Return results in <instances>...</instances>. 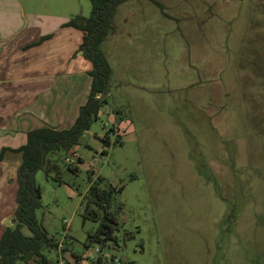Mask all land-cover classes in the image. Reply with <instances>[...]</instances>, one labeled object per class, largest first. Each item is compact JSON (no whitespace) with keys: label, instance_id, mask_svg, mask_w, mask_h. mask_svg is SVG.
I'll list each match as a JSON object with an SVG mask.
<instances>
[{"label":"rangeland","instance_id":"374dc122","mask_svg":"<svg viewBox=\"0 0 264 264\" xmlns=\"http://www.w3.org/2000/svg\"><path fill=\"white\" fill-rule=\"evenodd\" d=\"M20 1L91 13L78 0ZM158 1L163 10L150 0L116 10L99 47L112 68L97 96L107 104L72 151L78 170L59 160L60 175L36 173L50 264L100 257L97 243L85 246L98 224L83 221L98 176L123 187L119 229L103 249L112 263L264 264V0ZM20 161L2 168L3 205Z\"/></svg>","mask_w":264,"mask_h":264},{"label":"crops","instance_id":"0c3cea01","mask_svg":"<svg viewBox=\"0 0 264 264\" xmlns=\"http://www.w3.org/2000/svg\"><path fill=\"white\" fill-rule=\"evenodd\" d=\"M46 1L31 3L36 6ZM78 1L91 5L90 0ZM73 18L34 6L28 9L20 0H0V152L25 145L31 130L69 128L86 104L92 64L82 53L75 55L84 32L65 26ZM19 156L21 160L20 154L5 153L0 177L3 167L11 172V161ZM15 195L5 198L3 205L0 193V237L6 221L12 225Z\"/></svg>","mask_w":264,"mask_h":264},{"label":"trees","instance_id":"16d2710c","mask_svg":"<svg viewBox=\"0 0 264 264\" xmlns=\"http://www.w3.org/2000/svg\"><path fill=\"white\" fill-rule=\"evenodd\" d=\"M126 1L128 0H90L92 11L89 17L77 16L65 24L66 27L84 32L83 43L75 55L82 53L92 64L89 73L92 84L88 100L80 108L79 116L72 126L67 129L43 127L31 130L26 135L25 145L17 149L2 148L0 152V161L4 160L8 151L21 155L17 169L16 209L11 219L12 225L6 226L0 237V264H32V261L35 264H50L44 248H51L54 239L49 237L38 215L44 204L42 188L35 176L39 170H44L47 177L51 173L60 175L58 161L66 162V158L75 154L72 151L79 144L81 136L91 129L92 122L98 119L107 104L106 99L99 100L97 96L106 90L112 68L99 47L114 30L113 18L118 6ZM150 1L163 10V5L158 0ZM73 163L66 162L68 169L76 172L78 167ZM122 190L123 187L112 185L103 176H98L95 180L90 177L89 189L83 197V221L92 220L98 227L88 233L86 247L97 243V247L104 249L114 242V234L119 229V212L123 211V205L116 199ZM75 258L80 261L79 256L75 255ZM92 264L112 263L99 257Z\"/></svg>","mask_w":264,"mask_h":264},{"label":"built area","instance_id":"2783aa9c","mask_svg":"<svg viewBox=\"0 0 264 264\" xmlns=\"http://www.w3.org/2000/svg\"><path fill=\"white\" fill-rule=\"evenodd\" d=\"M75 157H76L75 154L69 156L68 158H66V162H67V163H73V161H74L73 158H75ZM65 222H66V220H65ZM58 247H59V249L64 248L62 244L58 245ZM95 252L98 253V254H100V257H102V258H103L104 260H106L107 262L112 263V262H111V258H110V256L107 255V254H105L104 251H103V249L97 247V248L95 249ZM89 258H91V256H90ZM57 264H68V263H65V261L62 260V261H60V262H57ZM112 264H121V263H120L119 261H115V263H112Z\"/></svg>","mask_w":264,"mask_h":264}]
</instances>
